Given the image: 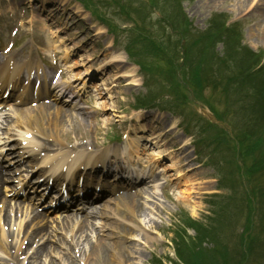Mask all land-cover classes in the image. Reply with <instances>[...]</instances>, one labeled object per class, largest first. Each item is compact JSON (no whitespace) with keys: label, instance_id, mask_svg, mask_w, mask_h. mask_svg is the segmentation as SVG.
I'll use <instances>...</instances> for the list:
<instances>
[{"label":"rangeland","instance_id":"rangeland-1","mask_svg":"<svg viewBox=\"0 0 264 264\" xmlns=\"http://www.w3.org/2000/svg\"><path fill=\"white\" fill-rule=\"evenodd\" d=\"M93 1L99 6L104 4L109 6L108 3L111 2V0ZM123 1L136 10L143 8V12L136 16L133 13L135 11L131 9L135 21L124 23L125 25L113 31L121 39V46L117 50L119 54L125 56L123 49L126 45L128 49L130 48L131 57L125 64L116 63L109 67L108 51L104 49L109 37L102 33L104 32L102 25L95 24L90 19V15L84 14L74 1L41 0L39 3L36 0L35 5L27 6L24 1L13 0L0 3V14L7 17V9L10 6L19 13L22 8L27 10L26 6L34 10L35 6L41 5V13L37 10L35 12L37 32L43 31L40 44L44 45V41L47 40L53 42L50 39L53 33L61 39H66L67 41L63 43L61 40L56 43L60 45L62 53L63 50L68 51L69 48H74L72 58L64 62L68 72L67 79H74L75 83H85L87 86L89 83H94L88 86V95H95L93 100L86 101L85 95L77 94L78 101L86 103L83 107L90 114V119L85 121L81 118L80 124H75L74 120L73 123L66 124L69 128L64 131L66 132L64 134L68 140L73 139L70 141L72 144H79L78 141L81 138H88L93 142L105 141V144L109 141V136H116L118 133H120L118 136H123V131L130 127L132 113H138L135 110L137 105L135 95L139 92V99L145 96L146 104H158L162 107V111L174 113V115H168L166 112L159 111L161 116L157 120L163 128L164 126L171 128L177 122L183 121L185 117L190 133L199 134L203 140V147L209 144L215 148L218 147L217 152H214L212 146H209L210 149L203 150V153L196 158L193 153L194 145H198L196 137L188 140V144L192 145L187 149L188 152L186 151L189 155L188 159L192 160L188 165H185V162L180 160L181 157L178 159L175 154H169L170 156H165L163 161L158 162V166L153 171L156 174L162 172V180L167 181L168 186L162 191L166 200L162 197L163 199L154 200L155 203H145V206L142 205L141 217L135 222L138 227L133 228L128 224L133 229V233L129 236V241L121 242L127 251L126 264H152L160 258L184 264L176 257L174 248H176V241L178 250L182 251V243L177 242V237L180 234L184 235L185 232L186 235L179 239L183 241L184 237L186 245L183 247H188L186 250L190 252L194 249V252L201 253V239L205 241L202 248L216 252L220 248L227 247L234 256L238 254V249L244 250V246L247 248L252 246V251L248 252L249 258L245 255L246 264H264V170L249 176L251 180L248 177L243 180L236 167L244 162L245 173L248 166L253 169L259 153H256L255 141L259 139L264 145V100L260 104L261 97L264 96V59L258 66V56L261 55L260 59L264 57V32H261L264 28V0H167L166 7L162 6L160 10L146 8L144 0ZM33 5L34 8H32ZM118 5L122 4L117 2L108 7L110 15L117 12ZM251 6L254 7L251 8ZM47 12L52 16L41 15ZM106 14L108 17V12ZM177 14L186 20L188 31L185 27L181 29L177 25ZM93 15L96 19H104L103 12L93 13ZM28 16L29 11L26 17ZM231 18L236 21L229 22ZM39 19H45V27L39 28ZM120 20L122 21V18ZM169 22L174 23V28L177 27L176 32ZM9 23L8 20H0L3 36L5 35L4 26ZM48 29L52 32L50 35ZM131 31L134 33L132 34ZM99 32L101 34L96 36ZM139 34H144L145 37H150L159 43L161 50L165 49L168 55L161 52L156 54L148 50L146 41L138 38ZM202 35L209 37V41H200ZM160 37L163 39L159 40ZM135 38L137 40H133ZM31 39L26 37L20 48L28 51ZM40 41L36 39V42ZM110 41H112L111 36ZM182 49L188 50L186 62L182 59L184 54L181 52ZM168 58L173 60L176 67L173 70L174 75L171 74V63ZM103 60H107V63ZM137 61H140L145 72H141L134 65ZM181 65L185 68L182 69ZM202 65L205 70L199 68ZM196 68L200 69L203 83H195L191 80ZM94 70L96 73L92 76ZM183 70L186 87L179 83V80L183 81L181 76ZM118 71L120 74L115 76ZM132 71L138 72V77L147 81L149 93H146V88L132 89L129 84L133 83V78H119L120 75L130 74ZM228 82L240 88L225 85ZM247 82L250 83L246 85ZM191 86H197L200 95L189 93L187 89ZM249 87H252L255 92L251 94L250 102L242 101L229 109L225 96L230 95L229 102L237 98L241 100L245 98ZM201 106L212 107L224 125H229L237 133L243 134L245 143L242 144L240 139V142L236 144L228 139L224 131L212 128L210 122L202 116ZM253 106L256 107L253 108ZM96 110L102 114L101 121L95 119ZM138 111L144 112V109ZM184 134L182 129L172 131V135H168L165 141L172 139L173 142L179 143ZM136 136L140 137L139 134ZM140 143L143 147L149 148L145 145L144 139L140 140ZM152 149L163 150L161 144H153L151 150L147 152L150 159H156L157 153ZM212 152L215 157H218V161L214 163L209 160V154ZM193 156L196 161H193ZM260 164L264 167V158ZM190 166L194 168V174L187 171ZM232 168H235L232 178L237 186L231 182H225L224 176H229V169L232 172ZM219 179L222 182L220 188ZM253 188H257V201L253 200L250 191ZM232 193L234 197H229ZM52 221L54 218H50V222ZM252 223L253 229L250 234L249 229ZM22 225L23 221L15 223V231L17 232ZM191 228H194V231L190 230ZM51 231L54 232L52 236L57 235L53 225H51ZM67 232L70 234L68 235ZM93 232L94 230L91 229L87 239L80 236L74 237L69 230L61 236L63 239L71 237L68 242L66 241L68 255L61 259L62 264L87 263L89 257H92L90 252L97 237V233L93 234ZM113 234L115 232L110 233L109 237L113 238ZM244 234L248 237L246 244ZM112 238L108 241L109 244L114 243ZM74 247L75 253H73ZM99 254L108 257L107 253L100 251ZM69 255L72 258L68 257ZM240 259H243V256ZM203 260L205 264V259ZM40 262L51 264L49 258H42ZM185 262L192 263V258Z\"/></svg>","mask_w":264,"mask_h":264},{"label":"bare ground","instance_id":"bare-ground-1","mask_svg":"<svg viewBox=\"0 0 264 264\" xmlns=\"http://www.w3.org/2000/svg\"><path fill=\"white\" fill-rule=\"evenodd\" d=\"M260 8H262V7H260ZM115 54L116 53H113L109 57V59L112 60L116 64V63H119L120 61L118 60V57H115ZM115 76H116V74H115ZM91 85H94V83L91 84ZM2 86L5 87L7 85H2ZM10 86H7V88H9ZM55 88L56 89L58 88L60 90V92L62 93V98L61 99H63L65 90L63 88L60 89L61 88L60 86L55 87ZM108 91H109V88H108ZM48 95H50V90H49V94ZM25 104L26 103H24L22 105H25ZM16 110L21 115V118H22V116H24V119H22V121L19 124L26 125V126H28L30 128L41 127V128H43V130L49 131L48 135L51 138H53V140L50 141V142L56 143V145L60 144V141H61L60 139H61L62 134L66 133L64 131H66L69 128V127H67L66 124L73 123V119L75 121V124H80L81 121L79 120V117L82 118L84 116V113H81V112H78V113H75V114L67 113L68 114L67 115V114L63 113L62 111H60V110L51 113V112H47L48 111V107H42V113H35L37 109L36 110H32L30 108H17ZM160 116H161V114L159 112H150L149 115L146 116L143 120H146L149 117H153L155 120H157V119H159ZM143 120L138 118L137 123H136L135 132H137V130L140 127V125H141ZM96 121H101V120L96 119ZM141 128L142 129H146L143 126ZM164 137H167V134H165ZM56 138H57V140H55ZM101 145L102 144H99L98 141H97V143H93L91 146L92 147L93 146L94 147H98V146H101ZM131 149L132 150H134V149L141 150L142 148L139 145H137V143L132 142L131 143ZM182 152H185V150L182 149ZM186 159H188V156H186ZM77 161H78V159H75V162H77ZM85 171L88 172L89 170L88 171H87V169L82 170L83 173H85ZM82 176H83L82 173H79L77 175L78 179H80ZM5 182H6V180L3 177V174H0V183H5ZM79 184H80V181H79ZM87 184L88 185L92 184L91 180L87 181ZM91 191L94 193V191H95L94 188H91ZM89 198H90V195H88L87 197H84L83 199H81V201H88ZM75 201H77V200H75ZM2 204L4 205V203H2ZM106 208L108 209V207L106 205H103L100 208V210L104 211ZM117 208H118L117 210H119V206ZM136 208H140V207H137L134 204H127L126 206H124L123 210H124V212H126L127 218H130L133 221H137V218L139 216L137 215ZM5 209H6L5 206H3L2 209H0V217H3L4 221L7 222L10 218L6 216V213H4ZM56 209H61V208H56ZM94 210L97 211L98 209H94ZM99 214L103 215L102 212L98 213V212L92 211L91 214H87L85 216L80 217V219H79V222H80L79 231L81 233H83L84 232L83 228L85 227V225L86 224L90 225L89 218L91 216H95V215H99ZM42 215L43 214H41L40 212H35V214L33 216V219H39L40 216H42ZM73 216H74V214H69L67 216V218L72 219ZM5 225H6V223H0V233H1V235H0V250H3L4 252H8L9 251V246H8V244L6 242V238L8 236L6 235L5 230L3 229V227ZM121 227L122 228L123 227L127 228L125 225H121ZM34 230L39 232V233L41 232L40 228H34ZM125 235L130 236V231H126ZM27 236H28V233L27 232L24 233V238H26ZM100 237H101L100 241L96 245H94V247L92 248V250L90 252L92 254V257H89V259H88L86 264H126L125 254L127 253V251H126L125 248H123V246L120 245L121 243H119V240H116V242L114 241L113 244H109L108 240H107L108 237H104V236H101V235H100ZM117 238H119V236ZM101 248H102V250H101ZM20 250L21 249H19V251ZM100 251L102 253H107L106 255H108V257L104 256V255H100L99 254ZM50 252H51V250H49V247H48L47 244H45L43 246V249L40 250L41 255H49ZM60 259H62V258H60ZM38 260H39L38 258L34 259V261L36 263H37ZM51 263L52 264H62V262L60 260H57V261L52 260ZM127 263H128V261H127Z\"/></svg>","mask_w":264,"mask_h":264},{"label":"trees","instance_id":"trees-1","mask_svg":"<svg viewBox=\"0 0 264 264\" xmlns=\"http://www.w3.org/2000/svg\"><path fill=\"white\" fill-rule=\"evenodd\" d=\"M240 139L243 142L242 144H244L245 141H244L243 134H240ZM245 148L246 147H244V149ZM255 149H256V153L259 152L257 155L258 158H256L257 159V161H256L257 167L252 169L251 171H249L250 175L253 174L255 171L259 172L262 169L259 164L261 163L262 159L264 158V145H262L260 143L259 139H257L255 141ZM204 242H205L204 239L203 240L201 239V243H200L201 253L200 254L194 252V249H192L191 252L188 250H186L184 252L183 250L180 251V249H179L178 250L179 256L183 258V261H189L190 258H192V263H190V264H204L203 258L205 259V264H220L221 262H222L221 264H241L245 259L244 255H246V253H244L243 249L238 250V254L234 256L233 254L230 253V251L227 249V247L220 248V250H217L216 252L212 251L210 249H205V248L203 249L202 244ZM248 249L250 250V248H248ZM183 252H184V254H183ZM186 252H188V253H186ZM191 253L193 254L192 256H191ZM242 256L244 257L243 260L240 259V258H242ZM236 257H239V259H236Z\"/></svg>","mask_w":264,"mask_h":264}]
</instances>
